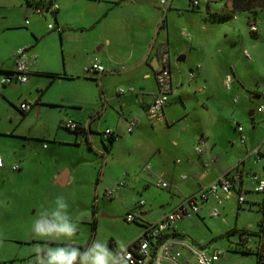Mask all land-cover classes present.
I'll return each mask as SVG.
<instances>
[{"label":"crops","instance_id":"0c3cea01","mask_svg":"<svg viewBox=\"0 0 264 264\" xmlns=\"http://www.w3.org/2000/svg\"><path fill=\"white\" fill-rule=\"evenodd\" d=\"M34 1L0 0V122L3 111L8 112L13 106L22 112V119L38 116L51 122L50 125L55 128L54 140L59 141L63 148L74 149L78 156L77 162H87V166L95 169L101 164V176L94 190L98 199L101 196L119 198L120 193L127 190L149 191L153 185L151 181L162 179L167 182L168 189L173 192L172 200H178L176 203H166L171 206L170 210L159 211L158 208L163 205L157 199H140L134 202L133 209L128 210L141 217L138 225L142 228L144 224L157 222L185 199L196 195L201 188L239 166L235 187L238 192L245 193V203L240 205L238 201H233V196L226 198L222 194L220 205L223 206V213L214 218L209 211L219 203L214 198L209 202L203 201L196 216L204 219L208 215L215 221L209 228L208 239L196 242L188 238V226H194L197 221L194 215L178 221L172 230L173 236L183 238L207 252L224 251L215 264H264V259L260 260L253 253L264 256V215L258 227L251 221H233L227 213V207L232 206L234 210L238 208L236 217H240L244 215L246 204L249 209L257 205H263L264 209V196L261 198L259 193L252 192L251 181L253 175L264 179V173H255L251 169L252 165L247 164L249 169L246 166L245 157L256 154L261 146L248 145V136L242 125L246 143L240 141L238 150L221 143L222 133L217 136L216 130L222 122L220 117L227 100L216 89L224 88L227 92L233 89L231 85V89L227 90L225 82H218L219 76L215 81L213 64L217 61V54L211 51L212 40L203 50L200 47L197 49L207 60L204 67L194 62L193 46H187L192 41L189 33L182 31L180 46L171 43L168 15L165 7L159 3L54 0L59 9L54 13L49 11L40 14L30 5ZM188 1L191 5V0ZM213 3L208 0L210 13L214 10ZM48 14L54 17L53 30L49 29L52 22ZM21 50L28 60L29 81L4 85L2 79L13 74L15 60ZM164 53H168L170 61L173 91L164 108L165 120L152 124L146 110L158 89L156 72ZM190 58L193 63L185 67L182 63ZM93 63L103 65L106 72L89 75L86 69ZM232 70L234 83L240 79L235 68ZM191 73L194 78H191ZM228 75L226 73L224 79ZM202 87L205 89L200 90ZM120 88H132L134 92L120 94ZM24 102L33 105L28 112L20 109ZM49 110L53 111L50 113ZM9 113L10 119H13L12 110ZM133 118L138 119L139 123L129 133V122ZM67 120L83 126V130L77 134L85 135L86 144L81 142L78 147L76 145L81 140L72 134L73 131L69 134L61 132L64 128L62 124ZM108 129L112 130L115 137L111 145L104 137ZM198 135L206 139L202 155L195 151ZM58 150L59 146H56L54 151ZM263 158V155L258 156L257 160L262 161ZM2 162L0 168L5 166L3 159ZM207 164L210 166L207 167ZM15 166L17 169H14ZM15 166L13 169L19 170L18 165ZM109 166L117 172L107 174ZM146 166H150L151 170H145ZM77 175L75 164L70 163L54 173V184L70 187L76 182ZM109 192L113 194L110 196ZM141 201L145 205L141 206ZM111 209V205H105V210L109 212ZM148 214L152 215L144 217ZM38 230L60 232L59 224L50 219H44ZM241 231L248 232L250 236L240 238L235 234ZM230 232L232 235L229 238L222 237ZM50 234L40 240L48 244L60 242ZM217 240H224L227 248H215L212 242ZM71 243L76 244L75 241ZM122 249L124 247L115 243V253H111L109 264ZM245 249L252 253H244ZM189 258L190 255L184 252L182 260Z\"/></svg>","mask_w":264,"mask_h":264},{"label":"rangeland","instance_id":"374dc122","mask_svg":"<svg viewBox=\"0 0 264 264\" xmlns=\"http://www.w3.org/2000/svg\"><path fill=\"white\" fill-rule=\"evenodd\" d=\"M199 1L200 7L193 8L188 0H169L164 9L168 15L171 43L180 46L182 31L189 33L192 41H189L187 46H193L194 62L205 67L207 60L197 49L200 47L199 49L203 50L209 40H212L211 51L217 54V61L213 64L216 71L215 81L219 76L218 82L224 84L226 73L234 75L233 68L240 79L232 84V92L224 91V88L216 89L227 100V106L220 117L222 122L216 130L217 136L222 133L221 143L238 150L241 136L237 127L242 125L245 135L248 136V145L254 144L264 148V113L257 110L259 106L264 105V10L254 9L253 13H258L254 18V15L240 12L234 6L233 0H212L214 10L210 13L208 0ZM171 4L173 6L169 9ZM255 4L261 3L257 1ZM48 15L54 24V17ZM253 26L257 31L252 30ZM245 52L249 53L252 61L245 57ZM192 63L190 58L182 64L186 67ZM235 95L240 99L237 105L233 104ZM11 110L13 119H10ZM52 111L49 110L50 113ZM252 111H255L253 116L250 115ZM21 113L13 106L8 112L3 111V119L0 122V157L5 164L4 168H0V264H39V260L47 259L50 251L57 252L60 249L64 252L55 257L57 264H84L85 261L91 264L92 256L107 255L103 249L93 248L94 242L106 245L108 253L114 254L115 243L125 248L129 241L141 234L143 228L138 222L137 224L127 221L128 210L134 208L135 201L157 199L163 205L158 208L161 212L171 209V206L166 205L167 202L178 201L172 200L173 192L170 189L159 188L157 181H151L153 185L149 191L127 190L120 193L119 198H96L94 190L98 187L101 176V164L95 169L87 166V162H77L78 156L74 149L63 148L59 141L54 140L55 128L50 125L51 122L38 116H26L22 119ZM50 116L54 119L53 115ZM62 127V133L72 132L65 128L64 124ZM72 134L81 140L76 146L80 147L81 142L86 144L85 135L76 132ZM231 142L235 145L232 146ZM56 146H59L58 152L54 151ZM258 156L259 154H252L245 157L246 166L252 165L253 172L263 174L264 158L258 161ZM70 163L75 164L78 171L76 182L67 188L54 184V173ZM15 165H18L19 170L13 169ZM114 170L109 166L106 172L115 174L117 170ZM232 196L233 201L237 202L238 194L234 193ZM259 196L263 198L264 195ZM58 197H63L67 204L68 221L75 227V231L70 235L66 234L68 230L63 221L54 216L58 210ZM250 197L251 194L248 195V198ZM201 202L199 201L200 206ZM105 205H111L113 210L108 212ZM214 207L223 213V206L216 204L211 209ZM248 207L246 204L244 215L240 217H236L238 208L234 210L232 206L227 207V213L233 221H251L259 227L258 223L264 215L263 205L253 206L252 209ZM193 215L198 222L196 221L194 226H188V238L202 242L210 236L209 228L215 221L208 215H205L204 219H200L196 213ZM44 219L58 223L60 232L38 230L41 233L38 235L36 222L41 223ZM46 234L60 242L43 243L40 239ZM73 241L76 244H72ZM224 242L217 240L212 243L215 248L224 249ZM73 250L79 253L75 258L70 255Z\"/></svg>","mask_w":264,"mask_h":264},{"label":"built area","instance_id":"2783aa9c","mask_svg":"<svg viewBox=\"0 0 264 264\" xmlns=\"http://www.w3.org/2000/svg\"><path fill=\"white\" fill-rule=\"evenodd\" d=\"M168 2L169 0H158L159 5L162 7H166ZM191 4L194 7H199L200 1L191 0ZM33 5L35 11L40 14H45L49 11L54 13L59 9V6L54 2V0H37L34 1ZM54 28L55 26L53 24L49 25L50 30H53ZM252 30L257 31L254 26L252 27ZM185 35L189 37L188 34L185 33ZM245 56L249 61L252 60L248 52L245 53ZM86 71L89 75L96 76L105 73L106 69L99 63H93L86 69ZM191 78H194L193 73H191ZM28 81V60L25 57L24 51L21 50L16 57L13 74L5 76L2 79V83L4 85L12 83L23 84ZM156 81L158 86L157 92L146 110L147 118L152 124L165 120L164 108L167 105L169 97L173 91L168 53H164L161 57L160 65L158 66L156 72ZM232 83L233 76L229 74L225 80L227 90L231 89ZM203 89H205V87H202L200 90ZM118 92L120 94H126L132 93L134 90L132 88H120ZM238 101L239 97L235 96L233 98L234 104H237ZM32 106V103L24 102L21 104L20 109L23 112H28ZM257 110L260 113H264V105L259 106ZM138 123V119H131L129 122L128 132L131 133ZM64 126L73 132H80L83 130V126L73 120H67L64 123ZM237 130L241 134V142L245 144L246 137L243 135V127L238 126ZM112 136H114L112 130L108 129L105 131L104 137L106 139L109 140ZM205 146L206 139L204 136L198 135L196 137L195 145L196 153L198 155H202L204 153ZM256 154H259V156L264 155V148H258L256 150ZM2 164V158L0 157V166H2ZM206 166L209 167L210 164H207ZM14 169H17V167L15 166ZM238 169L239 166L234 167L217 181L201 188L196 195L187 198L179 206L162 216L157 222L153 224H144L141 234L133 239L124 249L118 251L111 264H215L218 262L223 256L224 251L215 250L213 252H207L183 238L173 236L172 230L178 221L191 218L193 213H199V201L209 202L211 198H214L220 204L222 201V194H224L226 198H230L234 193H238V203L240 205L244 204L245 193L242 191L238 192L235 187L237 179L239 178V175H237ZM145 170L150 171L151 167L146 166ZM251 181L253 183V191L255 193L264 194V179H261L258 175H253L251 177ZM157 186L163 190H167L169 188V184L162 179L158 180ZM112 194L113 192H109L110 196ZM140 205H145V202L141 201ZM209 213L210 216L214 218H218L220 216V211L216 207L210 210ZM140 219L141 217L135 212H130L127 216L128 222H138ZM184 252L189 254L190 258L183 261L182 257ZM261 257V259H264V256L261 255Z\"/></svg>","mask_w":264,"mask_h":264},{"label":"clouds","instance_id":"9594fccd","mask_svg":"<svg viewBox=\"0 0 264 264\" xmlns=\"http://www.w3.org/2000/svg\"><path fill=\"white\" fill-rule=\"evenodd\" d=\"M57 204H58V210L54 213V216L58 219L63 221V223L66 225L67 227V233L66 234H71L72 232L75 231V227L74 225H72L69 221H68V217L66 215V209H67V204L64 202L63 197H58L57 198ZM65 210V211H62ZM39 224L40 221L36 222V227H37V234H41L38 231L39 228ZM93 248L95 249H103V251L107 254L103 257H99V256H92L91 259V264H109V259L111 257V254L108 253V250L106 248V245H103L101 243L98 242H94L93 244ZM64 252L63 249L58 250L57 252H49L47 259H41L39 260V264H57V261L55 259V257L61 253ZM70 255L73 256V258H75V256L79 255L77 250H73L72 253H70ZM87 255V254H85ZM84 264H87V261L84 262Z\"/></svg>","mask_w":264,"mask_h":264},{"label":"trees","instance_id":"16d2710c","mask_svg":"<svg viewBox=\"0 0 264 264\" xmlns=\"http://www.w3.org/2000/svg\"><path fill=\"white\" fill-rule=\"evenodd\" d=\"M260 2L261 4H255L256 2ZM233 3H234V6L240 10V12H244V13H248L250 16L251 15H254V18L255 16L258 14V13H253V10L256 9V8H259L260 10H264V0H233ZM30 4V3H29ZM34 7L33 4H30ZM191 6L193 8H198V7H194L192 4ZM255 34V33H254ZM76 133H79V132H76ZM115 141V137L112 136L109 138V143L110 145ZM264 156V155H263ZM137 223V222H135ZM138 224V223H137ZM233 233V232H232ZM235 234H238L240 236V238H242L243 236H250V234L248 232H244V231H241V232H235ZM231 232L228 233L226 236H222L223 238H229L231 236ZM244 253L248 254V253H252L250 252L249 250H246L244 251ZM258 258H260L261 260V255L257 252H253Z\"/></svg>","mask_w":264,"mask_h":264},{"label":"water","instance_id":"95a60500","mask_svg":"<svg viewBox=\"0 0 264 264\" xmlns=\"http://www.w3.org/2000/svg\"><path fill=\"white\" fill-rule=\"evenodd\" d=\"M133 1L136 2V3H140V2H148V3H151V4H155V5L158 4V0H133ZM250 115L253 116V115H254V111H252V112L250 113Z\"/></svg>","mask_w":264,"mask_h":264}]
</instances>
